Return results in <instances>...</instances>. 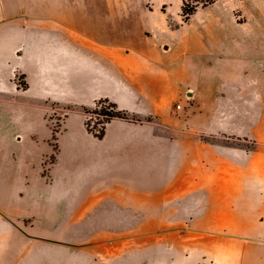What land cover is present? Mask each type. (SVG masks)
Masks as SVG:
<instances>
[{
	"label": "crops",
	"instance_id": "obj_1",
	"mask_svg": "<svg viewBox=\"0 0 264 264\" xmlns=\"http://www.w3.org/2000/svg\"><path fill=\"white\" fill-rule=\"evenodd\" d=\"M182 5L0 0V149L70 110L47 175L4 158L0 264H264V0ZM103 99L135 120L99 139Z\"/></svg>",
	"mask_w": 264,
	"mask_h": 264
},
{
	"label": "rangeland",
	"instance_id": "obj_2",
	"mask_svg": "<svg viewBox=\"0 0 264 264\" xmlns=\"http://www.w3.org/2000/svg\"><path fill=\"white\" fill-rule=\"evenodd\" d=\"M193 0H189V2H192ZM201 1H207V0H201ZM176 11L177 7L174 5L171 8V13L173 16L169 19L172 20L176 17ZM181 14V12H179ZM183 19V18H182ZM145 21V20H144ZM184 22V21H183ZM183 105V104H182ZM55 107V106H53ZM184 107V106H183ZM96 110L100 112L101 110L109 111V107L107 105H100V107H95L92 109H83L85 115H86V123L89 125L90 129L95 133H100L104 130L105 127V117L99 115L96 113ZM184 110V109H183ZM70 110H61V113H58V111H54L49 115V123L51 127L53 128V133L55 131L58 132L61 129L62 120L65 114H67ZM205 140L209 141H221L223 139L219 138H206ZM57 142L54 139H51L50 142H44V143H25L17 145V147H12L8 151L7 149H0V158H2V161L0 163V182L8 184L9 187L12 186V183L14 179L17 177V167H12L11 165H8L4 162V158H28L29 161L36 162L39 158H41L43 155H48L44 162H43V168L41 170V174L47 175L48 169L50 168L53 158L55 157L57 153ZM51 154V155H50ZM16 168V169H15ZM24 176L29 177V179H33L39 176V171L36 169H33L31 166L25 167ZM164 228H148V227H141L139 228L140 234H156V233H163L162 231ZM235 240L237 242L236 250L239 251L241 248V240L242 238L240 236H236ZM252 244V243H250Z\"/></svg>",
	"mask_w": 264,
	"mask_h": 264
},
{
	"label": "trees",
	"instance_id": "obj_3",
	"mask_svg": "<svg viewBox=\"0 0 264 264\" xmlns=\"http://www.w3.org/2000/svg\"><path fill=\"white\" fill-rule=\"evenodd\" d=\"M215 1L216 0H207L204 2L201 0H193L192 2H189V0H183V5H182L183 21L184 22L189 21V19L194 15V13L197 11V8L199 6H201V5L208 6ZM100 105H107L109 107V111L101 110L100 112H98L96 110V113L105 117V119H106L104 130L97 134L90 129L89 125H87L88 130L91 133H93L96 137H98L99 139H102L104 137L106 124L111 122L112 120H114L116 118L125 119L127 121H134L135 120V119L131 118L126 111L120 110L116 103L111 102L108 99L100 100L99 102H97L96 107H100ZM57 133L58 132L55 133V131H54L53 137L55 140H57ZM57 150H58V148H57ZM54 159H55V157L53 158V162H54Z\"/></svg>",
	"mask_w": 264,
	"mask_h": 264
},
{
	"label": "built area",
	"instance_id": "obj_4",
	"mask_svg": "<svg viewBox=\"0 0 264 264\" xmlns=\"http://www.w3.org/2000/svg\"><path fill=\"white\" fill-rule=\"evenodd\" d=\"M176 109H177V110H183V105H182V103H178V104L176 105Z\"/></svg>",
	"mask_w": 264,
	"mask_h": 264
},
{
	"label": "water",
	"instance_id": "obj_5",
	"mask_svg": "<svg viewBox=\"0 0 264 264\" xmlns=\"http://www.w3.org/2000/svg\"><path fill=\"white\" fill-rule=\"evenodd\" d=\"M191 96V95H190Z\"/></svg>",
	"mask_w": 264,
	"mask_h": 264
}]
</instances>
